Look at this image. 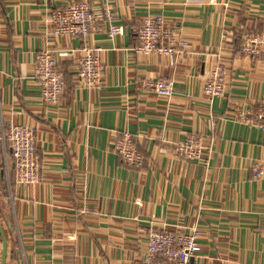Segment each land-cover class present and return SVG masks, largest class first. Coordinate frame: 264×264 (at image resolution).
<instances>
[{
  "label": "crops",
  "instance_id": "1",
  "mask_svg": "<svg viewBox=\"0 0 264 264\" xmlns=\"http://www.w3.org/2000/svg\"><path fill=\"white\" fill-rule=\"evenodd\" d=\"M82 0H0V264H141L150 230L196 225L200 250L190 264H264V131L235 111L264 100V59L239 53L242 38L264 30V0H85L108 21L88 36H55L53 10ZM162 14L190 44L175 57L137 54L136 31ZM103 16V17H104ZM100 47L101 87L80 83L74 49ZM56 49L66 90L40 97L33 68ZM217 62L228 65L223 96L204 93ZM147 77H172L169 97ZM36 127L39 183L17 182L4 133ZM129 131L144 163H125L114 135ZM201 137L209 161L187 159L175 143Z\"/></svg>",
  "mask_w": 264,
  "mask_h": 264
},
{
  "label": "built area",
  "instance_id": "2",
  "mask_svg": "<svg viewBox=\"0 0 264 264\" xmlns=\"http://www.w3.org/2000/svg\"><path fill=\"white\" fill-rule=\"evenodd\" d=\"M92 8L89 1H75L52 11L51 33L55 36H88L102 29V19L108 21V34L115 38L125 33V27L114 22L109 12L105 16ZM137 54L158 53L175 57L183 53L190 44L189 39L179 32L162 14H147L136 31ZM100 47L89 43L73 50L77 55L80 83L86 87H101L103 66L99 57ZM239 53L253 61L264 59V30L249 32L242 38ZM34 76L40 84V97L46 103H56L66 90V79L59 67L56 49H43L38 54ZM228 65L217 62L207 77L203 91L210 96H223L226 91ZM145 87L163 97H169L174 89L172 77L143 80ZM235 118L246 125L257 126L264 131V100L257 106L240 108ZM4 139L11 148L15 178L18 183L29 186L41 180V167L38 155L36 127L28 123H11L4 133ZM114 150L128 165L140 166L144 155L138 149L129 131L114 135ZM175 152L187 159L209 161V149L201 137L188 136L175 143ZM252 175L264 179V157L251 164ZM200 230L193 225L189 231L176 233L169 229L150 230L141 264H190L198 256Z\"/></svg>",
  "mask_w": 264,
  "mask_h": 264
}]
</instances>
